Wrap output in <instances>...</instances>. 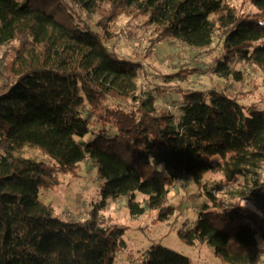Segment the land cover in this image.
<instances>
[{
	"label": "trees",
	"instance_id": "16d2710c",
	"mask_svg": "<svg viewBox=\"0 0 264 264\" xmlns=\"http://www.w3.org/2000/svg\"><path fill=\"white\" fill-rule=\"evenodd\" d=\"M66 1L0 0V46L11 51L0 59V264H113L125 246V228L105 220L108 199L126 198L133 218L157 211L153 223L165 222L174 214L167 206L170 187L184 177L202 185L211 172L229 183L240 179L239 196L253 208L201 211L195 226L180 229L178 237L190 246L212 247L220 264H259L264 109L210 90L185 93L178 120L157 110L153 96L138 94L140 64L111 53L68 3L86 17L97 15L106 36L123 14L145 20L152 45L173 39L206 49L217 39L223 55L215 74L237 78L230 68L235 61L264 75V0H247L254 14L226 0ZM110 99L132 106L125 111ZM92 122L100 129L85 142ZM109 127L114 135L106 139ZM28 147L54 164L22 158ZM85 161L97 168L100 199L86 220L64 222L38 200V192L58 185L59 175L77 176ZM135 193L145 196L144 208ZM137 264L190 262L155 245Z\"/></svg>",
	"mask_w": 264,
	"mask_h": 264
},
{
	"label": "rangeland",
	"instance_id": "374dc122",
	"mask_svg": "<svg viewBox=\"0 0 264 264\" xmlns=\"http://www.w3.org/2000/svg\"><path fill=\"white\" fill-rule=\"evenodd\" d=\"M226 2L244 13L256 12L255 7L247 0ZM68 6L82 24L101 35L111 53L140 64L138 94L140 97L147 94L153 96L157 110H165L178 120L181 118L179 107L185 93L210 90L222 92L228 97H241L239 104L242 106L249 107L254 104L264 109V75L259 69L235 61L230 68L238 73L237 78H223L215 74L216 61L223 55L221 43L217 39L206 49H194L173 39H160L152 45L153 36L151 29L145 26V20L123 14L118 15L109 26L106 36L98 26L97 15L86 17L76 7L69 3ZM8 50L9 47L0 46V59L6 53L10 54L11 51ZM177 73L180 76L169 78ZM108 103L125 111L132 106L131 102L112 99ZM99 129V125L92 122L90 132L83 141L93 140ZM108 129L106 139L114 135L113 129ZM20 156L27 160L54 164L50 156L36 148H24ZM212 162L215 164L218 159L213 158ZM259 172L264 187V164ZM101 183L97 168L85 161L79 164L77 176L59 175L58 185L41 188L38 200L49 205L54 215L64 222L84 221L88 218L93 204L100 199ZM240 184V179L234 183L226 182L218 172L206 174L202 185L198 186L190 178H181L170 187L167 206L174 209V214L165 222L153 223L157 211L146 210L143 215L133 218L130 216L126 198L108 199L107 206L102 211L105 220L108 224L125 228L121 237L125 246L117 252L113 264H137L144 253L155 245H161L186 257L190 264H220L212 247L187 245L178 237L177 232L182 228H193L201 211L218 214L238 206L252 209L251 203L239 196V191L244 190ZM144 200V195L135 193V202L142 208L145 207ZM258 247L263 251L259 264H264V243L258 242Z\"/></svg>",
	"mask_w": 264,
	"mask_h": 264
}]
</instances>
